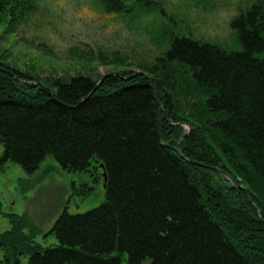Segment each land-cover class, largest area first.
<instances>
[{
	"label": "trees",
	"instance_id": "trees-1",
	"mask_svg": "<svg viewBox=\"0 0 264 264\" xmlns=\"http://www.w3.org/2000/svg\"><path fill=\"white\" fill-rule=\"evenodd\" d=\"M39 1L0 0V20L17 24ZM95 1L107 13L134 6ZM230 26L242 51L175 36L147 75L106 77L91 96L102 76L56 80L50 92L0 56L16 76L0 71V172L11 162L31 174L50 156L68 172L93 161L106 176L100 206L57 217L48 231L57 247L17 255L28 264H264V0ZM168 69L172 87L160 74ZM155 94L171 123L191 127L178 153L183 127L164 120ZM187 96L197 101L185 110ZM9 219L13 229L24 221ZM8 235L1 264H18Z\"/></svg>",
	"mask_w": 264,
	"mask_h": 264
},
{
	"label": "rangeland",
	"instance_id": "rangeland-1",
	"mask_svg": "<svg viewBox=\"0 0 264 264\" xmlns=\"http://www.w3.org/2000/svg\"><path fill=\"white\" fill-rule=\"evenodd\" d=\"M255 1L150 0L147 4L128 0L127 5H134L131 11L107 13L95 0H40L37 10L19 23L0 20V56L9 66L37 77L50 92L55 91L54 81L67 83L78 75L92 79L124 71L147 75L145 70L155 66L175 36L212 43L228 52L242 51L230 22ZM170 73L171 69L160 71L167 78L166 86L172 87ZM190 77L185 71L183 78ZM148 83L153 87L150 80ZM196 101V96H187L183 108L187 110ZM176 125L189 135L188 124ZM183 138L179 137L175 153ZM2 154L0 145V157ZM100 169L92 161L85 172H68L50 156L31 175L14 163L4 165L0 172V234L9 232L7 241L16 248L10 249L15 252L12 258L34 245L57 247L59 242L48 231L64 210L83 214L105 201ZM10 216L24 221L13 229ZM7 253L0 248V264ZM28 258V254L19 255L18 264H28Z\"/></svg>",
	"mask_w": 264,
	"mask_h": 264
},
{
	"label": "water",
	"instance_id": "water-1",
	"mask_svg": "<svg viewBox=\"0 0 264 264\" xmlns=\"http://www.w3.org/2000/svg\"><path fill=\"white\" fill-rule=\"evenodd\" d=\"M0 71H3V72H6V73H8L9 75H11L12 77H15V75L13 74V73H11V72H9V71H5V70H3V69H1L0 68ZM138 72H135L134 74H137ZM114 75H117L118 77H121V78H123L120 74H116V73H110V74H106V75H103L102 77H101V79L96 83V85H95V87L92 89V91L89 93V96H91L92 95V93H94L95 92V90L101 85V83L104 81V79L106 78V77H110V76H114ZM16 78V77H15ZM124 79V78H123ZM127 79H131V76L130 77H128ZM21 83L22 84H28V83H26V82H22L21 81ZM88 96V97H89ZM155 99L157 100V102H158V105H159V107H161V104H160V102L158 101V98L157 97H155ZM161 112H162V114H163V117H164V119H165V121L168 123V124H175L176 125V123H171V121L168 119V118H166V116H165V114H164V111L161 109ZM187 128H188V131H189V127L187 126ZM187 135V133H183L182 135H181V138H183V137H185ZM175 151L177 152V149H175ZM100 168H103V165L102 166H100ZM225 174V173H224ZM227 177H228V175L227 174H225ZM228 179L230 180V181H232V179L230 178V177H228ZM234 183V182H233ZM241 189V188H240ZM242 190V189H241Z\"/></svg>",
	"mask_w": 264,
	"mask_h": 264
},
{
	"label": "bare ground",
	"instance_id": "bare-ground-1",
	"mask_svg": "<svg viewBox=\"0 0 264 264\" xmlns=\"http://www.w3.org/2000/svg\"><path fill=\"white\" fill-rule=\"evenodd\" d=\"M93 94V93H92ZM161 109H162V107H160V111H161ZM163 110V109H162ZM161 114H162V112H161ZM164 114H165V112H164ZM162 116H163V114H162ZM166 116V115H165ZM164 118V117H163ZM167 118V117H166ZM165 120V119H164ZM100 166H102V165H100ZM101 170H103V168H101ZM31 174H33V173H31ZM31 174H28V175H31ZM101 177H102V181H103V187L105 186V181H106V176H105V173L102 171L101 172ZM242 189V191H245V189L244 188H241ZM20 234V233H19ZM4 240V239H3ZM3 243V241H2V239L0 240V244H2ZM1 248V247H0ZM18 256H19V254H18ZM18 256L16 257L15 256V258H16V260H18ZM14 259V257L12 258V257H10V260L12 261ZM18 262V261H17Z\"/></svg>",
	"mask_w": 264,
	"mask_h": 264
}]
</instances>
